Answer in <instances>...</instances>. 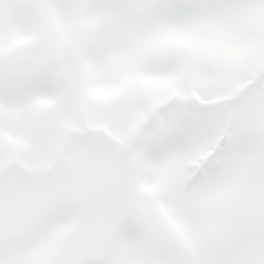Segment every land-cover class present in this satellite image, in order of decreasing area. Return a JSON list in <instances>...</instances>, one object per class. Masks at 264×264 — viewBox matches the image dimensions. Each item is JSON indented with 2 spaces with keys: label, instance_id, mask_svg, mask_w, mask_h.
<instances>
[{
  "label": "snow or ice",
  "instance_id": "obj_1",
  "mask_svg": "<svg viewBox=\"0 0 264 264\" xmlns=\"http://www.w3.org/2000/svg\"><path fill=\"white\" fill-rule=\"evenodd\" d=\"M0 264H264V0H0Z\"/></svg>",
  "mask_w": 264,
  "mask_h": 264
}]
</instances>
